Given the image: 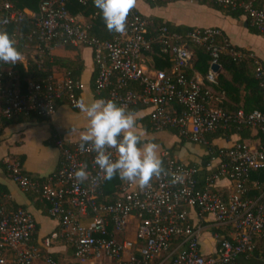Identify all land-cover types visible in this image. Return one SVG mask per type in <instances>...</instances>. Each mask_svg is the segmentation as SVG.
<instances>
[{
  "label": "built area",
  "instance_id": "obj_1",
  "mask_svg": "<svg viewBox=\"0 0 264 264\" xmlns=\"http://www.w3.org/2000/svg\"><path fill=\"white\" fill-rule=\"evenodd\" d=\"M72 1H46L38 17L29 10H18L9 0H0V31L13 23L30 21L34 28L30 37L38 42L39 67L51 57L59 41L75 48L91 47L99 66L97 95H105L106 100L127 110L150 108L151 122L158 132L176 130L196 145H207L209 134L230 132L235 127L250 128L264 136L263 113H228L223 108L224 95L215 92L224 55L235 61L251 59L256 80L264 90V63L249 51L236 50L227 40L218 42L223 36L221 29H195L180 35L163 28L160 36L149 39L148 22L134 15L128 30L115 41L91 40L69 13ZM216 2L243 10L251 26L264 37L263 10L247 0ZM156 44L163 46L162 52L171 59L170 74L143 65V53ZM193 47L203 48L210 57V69L204 76L193 70ZM84 89L83 83L70 77L56 79L49 75L42 82L29 79L23 91L16 70L0 69V135L5 122L32 115L50 118L63 101L80 110L75 105ZM55 141L62 156L61 166L46 181L31 178L18 161L7 158L4 164L13 182L24 193L38 195L62 225L61 234L46 238L44 247L49 249L64 237L74 250L76 264H239L241 256L254 252L255 239L264 237V183L250 180L252 173L264 171V143L259 138L248 143L227 140L230 146L220 150L217 171L203 189H199L197 168L164 151L165 171L143 189L138 183H126L111 204L99 200L108 180L94 163L96 153L82 151L81 143L67 145L59 137ZM108 151L113 160L118 159L115 149ZM82 168L88 179L81 182L75 173ZM223 179L235 187V193L227 199L217 192L216 183ZM249 185L261 194L245 198ZM5 196L0 193V264H35L41 258V250L32 244L35 220L25 209L8 208L2 202ZM196 210L199 216H213L216 224L233 230V241H222L213 256L202 253L204 229L190 219V211ZM81 218H88L90 223L83 224ZM132 220L137 221L135 240L121 239Z\"/></svg>",
  "mask_w": 264,
  "mask_h": 264
},
{
  "label": "crops",
  "instance_id": "obj_2",
  "mask_svg": "<svg viewBox=\"0 0 264 264\" xmlns=\"http://www.w3.org/2000/svg\"><path fill=\"white\" fill-rule=\"evenodd\" d=\"M133 8L147 18L161 19L175 26H185L191 29H221L233 46L251 52L264 63V37L252 34L248 27H245V18L241 20L231 19L223 13L208 6L200 5L195 1H179L152 9L144 0H134ZM75 19L81 25L88 23V19L83 15H77ZM12 40L21 58L15 64L2 62V68H19L28 72L38 55L37 43L22 35L14 36ZM50 54L51 62L54 60L56 62L60 61L53 66L51 76L62 79L67 74L68 66L70 67L71 64L78 67L82 66L81 80L85 85V89L83 92L78 93L80 99L84 100L85 103H91L99 99L106 100L105 97L96 95L93 88L96 65L90 48H75L69 45L56 44ZM143 65L148 67L144 62ZM134 113L137 121L135 131L140 135L142 141L158 145L157 151L160 159L164 151H169L174 158L183 164L201 166L202 158L208 154L204 145L186 143L183 146L181 145V138L171 132H153L150 129V116L152 113L150 108H141ZM21 120H16L18 122L13 124L5 122L0 135V192L6 195L2 198V202L10 209H25L33 216L36 223V233L32 244L41 250V258L35 264H49L48 260H51L52 264H76L74 250L64 237H60L51 248H44L43 243L46 238L53 233L61 234V223L49 214L48 204L39 201L34 194L24 193L13 182L8 175L4 160L10 158L18 161L22 164L25 173L31 178L41 182L46 181L56 174L61 166L62 156L55 145L56 138H62L67 145L81 143V134L89 126L88 118L86 114L72 108L66 101H63L59 104L56 113L50 118H38L32 115L23 117ZM213 135L209 134L208 136L213 137ZM208 136L206 137L207 141ZM213 145L218 148L219 153L221 149L230 146L228 141L224 139L214 140ZM218 156L213 158L209 164L211 168L208 169L211 175L217 171ZM216 186L217 192L222 198L227 199L235 193L234 185L227 179L218 181ZM247 193L244 195L245 198H249ZM190 219L194 225H201L204 229L201 238V250L205 256L215 255L222 241H233L234 239L232 228L231 230L222 228L216 224L213 216L205 215L201 217L196 211H190ZM81 222L89 224L90 220L81 218ZM136 229L137 221L132 220L125 235L120 238L135 240ZM245 260H241V264L246 263ZM257 261L259 262L257 264L261 262L264 264V257L259 256Z\"/></svg>",
  "mask_w": 264,
  "mask_h": 264
},
{
  "label": "trees",
  "instance_id": "obj_3",
  "mask_svg": "<svg viewBox=\"0 0 264 264\" xmlns=\"http://www.w3.org/2000/svg\"><path fill=\"white\" fill-rule=\"evenodd\" d=\"M1 1L3 2L5 0H1ZM9 1L13 3L14 6L18 10H21V11L29 10L37 14L38 17H41L40 16L41 6L44 2L49 1V0H9ZM83 1L84 3H80L76 0H73L68 5V10H69V13L73 17H76L77 15H83L84 17L88 19V23L86 25H81V26H83V28L87 31L89 38L91 40H99L102 42H113L116 39H118L121 34L110 32L107 30L105 23L102 19L100 10L95 7L94 0H83ZM144 1L152 9L164 7L169 3H175L179 1H195L199 3L200 5L208 6L212 9L219 11L231 19L241 20L242 18H245L246 23L248 24V30L252 34L260 35L257 32V30L251 26L250 20L248 16L245 15L243 10L220 6L216 2V0H144ZM247 1L251 2L254 8L264 11V0H247ZM134 15H139L141 16V18H143L145 21L148 22L147 29H148L149 39L160 36L161 30L163 28H167L170 32L180 34V35H186L187 33H190L193 30H195V29H191L185 26H175L161 19L147 18L143 16L135 8H132L128 13L127 20H126V30H128L130 20ZM33 30L34 28H33V25L30 23V21L24 20L18 23H13L10 26L4 28L2 31L7 32L9 36L11 37V39L14 36L22 35L23 37H26L33 42H36L38 45L37 38L30 37L31 34L33 33ZM222 34L223 36L220 39H218V42L222 43L224 40H227V42L232 47H234L236 50H245V49L233 46L230 43L224 31H222ZM58 44H64V43L59 41L57 45ZM85 48H90L93 52V58H94V62L96 65V76L93 81V88L96 93L95 82H96V79L99 73V66L97 65L96 60H95L94 50L89 46L88 47L86 46ZM162 49H163V46H161L160 44L154 45L151 51H146L143 53V56H142V58L144 59L143 62L149 67V69L153 71H156V70L157 71H167V73L170 74L171 73L170 72L171 59L169 56L165 55L162 52ZM193 52L195 53L193 63H192L193 70L196 72H199L202 75H205L210 69L211 60H210L209 55L201 47H193ZM39 59L40 58L37 55L35 61L29 68L28 72H25L24 70H21L19 68H14V70H16L20 75L21 86H22L23 91H26L29 79H35L36 81H39V82L44 81L46 78H48L49 75H51L53 66L60 62V61L56 62L55 60L51 62L50 58H48V59L43 60L42 66L39 67L38 65ZM222 66H223V72L219 76L218 87L215 88V92L219 96L224 95L225 97V105L223 106L224 110L228 113H233V114H236L240 110H244L246 113L260 111L261 113L264 114V90L261 88L260 83L256 80V66L254 62L251 59H246L243 61H235L230 56L224 55L222 57ZM2 67H3L2 62H0V69L3 71L7 70V69H3ZM82 71H83L82 66L78 67L77 65L71 64L70 67L68 66V72L64 77H70L74 81H79L82 83V80H81ZM188 75L192 76L193 73L191 71H188ZM102 97L106 98L105 95H102ZM141 108L144 109L146 107H143V106L133 107L132 109H130V111L135 112V111L140 110ZM37 117L42 118L39 116ZM22 118L23 117H18L11 121H7V123L13 124L15 122H18L16 120L22 121L21 120ZM150 124H151L150 129L153 132H157L152 125L151 116H150ZM168 132H171L174 135L181 138L182 140L181 145L183 146L186 143H192L188 137L179 136V133L176 130H168ZM258 138L261 139L262 142L264 143L263 135L261 134L257 135L253 129L245 128V127H242V128L235 127L230 132H217L216 134L213 135V137L208 136L209 143L207 145H204L206 152L208 154L202 158L201 166L196 167L194 165L193 166L188 165L190 167L197 168L199 171L198 173V181L200 184L199 189H203L205 187L207 183V179L211 175L209 172L208 166L211 160L213 158H216L219 153L218 148L214 147L215 145H213L214 140L224 139V140L234 142L237 139L241 143H248V142H253L257 140ZM142 143H147V142L142 141ZM161 160H162V168H163L162 173H163L166 169V165L162 158ZM251 182L252 183L260 182L263 184L264 183V171L252 173ZM126 183L128 182L122 181L118 176L114 177L111 180H108L107 183L101 189V195L99 197L100 202L104 204L113 203L118 198L120 189ZM251 186L247 187L248 189L247 196L249 198H252V197L254 198L256 196H259L261 193L259 191L253 190ZM36 197L40 201V198L38 197V195H36ZM196 212L198 213V210H196ZM221 227L225 229L228 228L231 230V227H224V226H221ZM61 228H62V225H61ZM33 240H34V237H33ZM261 255L264 257V237L255 239L254 252L250 255L241 256L239 258V264H241V260H244V259H246L245 260L246 263H243V264H254V263L257 264L259 263L257 261V258ZM260 264H262V262Z\"/></svg>",
  "mask_w": 264,
  "mask_h": 264
},
{
  "label": "clouds",
  "instance_id": "obj_4",
  "mask_svg": "<svg viewBox=\"0 0 264 264\" xmlns=\"http://www.w3.org/2000/svg\"><path fill=\"white\" fill-rule=\"evenodd\" d=\"M94 4L100 10L108 31L125 32L134 0H94ZM20 58L9 34L0 31V62L15 64ZM75 106L86 114L89 121L88 128L81 134L80 149L96 153L94 163L105 180L118 176L122 181L138 183L143 189L154 176L161 175L163 168L158 145L142 143L135 131L137 121L134 112L105 99L91 103L81 99ZM109 149H115L118 159L111 158ZM75 177L82 182L88 179V174L82 168L75 173Z\"/></svg>",
  "mask_w": 264,
  "mask_h": 264
},
{
  "label": "water",
  "instance_id": "obj_5",
  "mask_svg": "<svg viewBox=\"0 0 264 264\" xmlns=\"http://www.w3.org/2000/svg\"><path fill=\"white\" fill-rule=\"evenodd\" d=\"M245 27H248V24H247V23L245 24ZM213 69H214V70H217V68H216V67H214Z\"/></svg>",
  "mask_w": 264,
  "mask_h": 264
}]
</instances>
